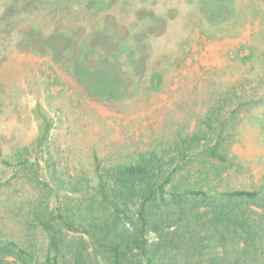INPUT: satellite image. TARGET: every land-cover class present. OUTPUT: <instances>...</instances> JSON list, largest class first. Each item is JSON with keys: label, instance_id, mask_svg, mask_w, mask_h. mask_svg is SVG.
<instances>
[{"label": "rangeland", "instance_id": "374dc122", "mask_svg": "<svg viewBox=\"0 0 264 264\" xmlns=\"http://www.w3.org/2000/svg\"><path fill=\"white\" fill-rule=\"evenodd\" d=\"M65 2L0 0V238L44 260L35 210L75 208L98 167L196 132L200 149L222 133L225 159L183 176L209 160L206 188H261L264 0Z\"/></svg>", "mask_w": 264, "mask_h": 264}, {"label": "trees", "instance_id": "16d2710c", "mask_svg": "<svg viewBox=\"0 0 264 264\" xmlns=\"http://www.w3.org/2000/svg\"><path fill=\"white\" fill-rule=\"evenodd\" d=\"M160 80L152 73L151 89ZM200 133L98 167L95 193L75 208L35 210L47 236L44 260L34 242L0 238V264H264V184L254 191L206 188L207 171L219 168L209 160L198 170L205 177L193 180L198 156L225 159L223 134L197 150L211 135Z\"/></svg>", "mask_w": 264, "mask_h": 264}]
</instances>
